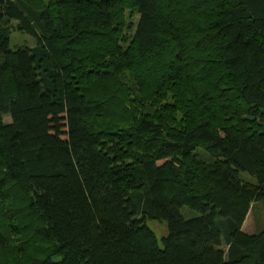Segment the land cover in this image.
I'll use <instances>...</instances> for the list:
<instances>
[{"label": "trees", "instance_id": "trees-1", "mask_svg": "<svg viewBox=\"0 0 264 264\" xmlns=\"http://www.w3.org/2000/svg\"><path fill=\"white\" fill-rule=\"evenodd\" d=\"M0 264H264V0H0Z\"/></svg>", "mask_w": 264, "mask_h": 264}, {"label": "rangeland", "instance_id": "rangeland-1", "mask_svg": "<svg viewBox=\"0 0 264 264\" xmlns=\"http://www.w3.org/2000/svg\"><path fill=\"white\" fill-rule=\"evenodd\" d=\"M26 44L29 46H33L35 44V40L26 34H22V32L19 33V32L13 31L11 33L10 35V47L11 48L16 47V45L23 46ZM186 211H188L190 215L196 214L195 211L189 210L187 208H186ZM261 213L263 214L262 211L259 213L257 212L256 209H253V211L248 215L244 223V229L247 232L256 231L262 226L263 216ZM147 224L149 225L150 228H152L155 231L158 240L161 235L160 233H163L166 231L165 224L159 222L158 220H149L147 221Z\"/></svg>", "mask_w": 264, "mask_h": 264}]
</instances>
